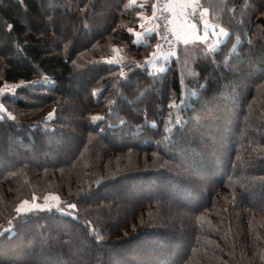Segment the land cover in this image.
<instances>
[{
    "label": "trees",
    "instance_id": "1",
    "mask_svg": "<svg viewBox=\"0 0 264 264\" xmlns=\"http://www.w3.org/2000/svg\"><path fill=\"white\" fill-rule=\"evenodd\" d=\"M152 2L0 0V264H264V0L166 61Z\"/></svg>",
    "mask_w": 264,
    "mask_h": 264
},
{
    "label": "crops",
    "instance_id": "2",
    "mask_svg": "<svg viewBox=\"0 0 264 264\" xmlns=\"http://www.w3.org/2000/svg\"><path fill=\"white\" fill-rule=\"evenodd\" d=\"M164 1L165 3L167 2V0ZM156 2L157 0H153L152 2L151 13H147V10L145 8L139 12L141 22L140 29L136 33L138 39H143L146 34L153 30H156L158 36V33L160 31V25L156 18ZM168 2L188 5L187 7L178 10L179 14L175 19V22H173V17L176 14L168 10L170 13H172V28L175 35V39L178 44H185L200 39L201 37L203 38L205 31L207 30L219 32L224 36L223 31L220 30V28H217L216 25H214L206 16L205 11L200 6V0H198V3L197 0H168ZM187 8L200 9V12L202 13V18H192L189 14H187ZM141 25H143V27H141Z\"/></svg>",
    "mask_w": 264,
    "mask_h": 264
},
{
    "label": "built area",
    "instance_id": "3",
    "mask_svg": "<svg viewBox=\"0 0 264 264\" xmlns=\"http://www.w3.org/2000/svg\"><path fill=\"white\" fill-rule=\"evenodd\" d=\"M165 1L157 0L155 10L156 18L160 25V31L157 36V44L162 52L173 51L178 47L175 35L172 28V13L165 9ZM187 14L192 18H202L200 9H186Z\"/></svg>",
    "mask_w": 264,
    "mask_h": 264
},
{
    "label": "rangeland",
    "instance_id": "4",
    "mask_svg": "<svg viewBox=\"0 0 264 264\" xmlns=\"http://www.w3.org/2000/svg\"><path fill=\"white\" fill-rule=\"evenodd\" d=\"M208 32L205 31V34L204 36H207ZM178 48V47H176ZM187 49V47H186ZM156 52L158 53L159 57L162 61H166L168 60L170 57L174 56L175 53L177 52L176 50H173V51H167V52H162L160 49H159V45L157 44V47L155 48ZM179 50V49H178ZM176 51V52H175ZM187 56L189 55V52L185 53ZM163 55V56H162ZM161 66H164V63H161ZM125 68V67H124ZM25 84V82L21 81L19 83H6L1 89H0V109L5 112L7 115H12V112L9 111L7 109V107L5 106V104L3 103L2 104V97H4L5 95L7 94H10V93H14L16 92V89L18 87H20L21 85ZM47 199V201H46ZM58 201L57 200H54L53 197H50L48 196L47 198H45V202L44 203H39L38 201H32L31 203H28V205L25 206L26 210L30 209V208H33L32 205L34 204H39V205H44V204H48L51 205V204H54V203H57Z\"/></svg>",
    "mask_w": 264,
    "mask_h": 264
},
{
    "label": "snow or ice",
    "instance_id": "5",
    "mask_svg": "<svg viewBox=\"0 0 264 264\" xmlns=\"http://www.w3.org/2000/svg\"><path fill=\"white\" fill-rule=\"evenodd\" d=\"M197 3H198V0H197ZM188 5L187 4H175V3H169L168 0L165 4V9L166 10H170L172 11L173 13H175L176 15L173 17V22H175V19L177 18V15L179 14L178 10L179 9H183L185 7H187ZM195 7V6H193ZM264 15V14H262ZM141 27H143V25H141ZM129 31H132L131 29H129ZM117 51H119L117 49ZM109 63H112L113 61H108ZM121 75H123V73H121ZM53 115V114H52ZM93 119H99V117H93ZM57 199V198H56ZM28 201H24L23 204L20 205V207L17 209L18 212H24L26 211V208L25 206L28 205ZM33 208L35 209H38V208H44V209H48L49 206L48 205H39V204H34L32 205ZM71 207L75 208L76 205H71Z\"/></svg>",
    "mask_w": 264,
    "mask_h": 264
}]
</instances>
